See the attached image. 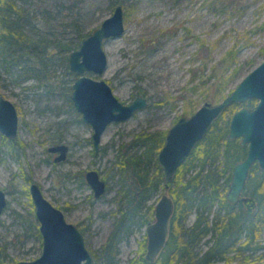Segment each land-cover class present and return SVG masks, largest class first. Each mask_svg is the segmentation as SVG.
Here are the masks:
<instances>
[{
	"label": "rangeland",
	"instance_id": "1",
	"mask_svg": "<svg viewBox=\"0 0 264 264\" xmlns=\"http://www.w3.org/2000/svg\"><path fill=\"white\" fill-rule=\"evenodd\" d=\"M16 1L33 15L28 30L35 37L50 36L48 27L52 23L56 27L70 24L56 28L55 37L60 41H76L80 34L92 32L114 9L112 0ZM120 3L124 7L125 31L106 39L108 65L104 72L86 73L106 79L124 102L142 94L148 104L127 119L108 123L97 152L91 138L93 127L66 96L68 84L74 81H70L62 58L67 52L58 56L43 78L21 73L16 67L14 72L0 70V91L16 104V137L23 142V147H11L9 138L0 131V188L6 195L0 213V247L6 264L33 258L42 250V236L37 234L39 220L29 192L31 181H37L45 196L63 209L66 219L81 228L85 244L92 254L99 255L120 215L117 207L122 204L116 154L121 149H139L130 145L136 133L158 130L166 134L178 118L189 116L205 101L214 104L222 100L264 59V0ZM229 50H234L235 55L225 60ZM234 69L235 78L224 88L219 87L224 70L230 73ZM59 142H67L69 150L64 159L55 161L58 151L48 147ZM219 162L217 158L214 164ZM89 168L97 169L106 180V189L98 197L85 178ZM164 190L160 187L147 200L152 210ZM195 215V211L189 214L186 225L195 220ZM153 219L154 210L150 220ZM146 224L133 225L118 242L116 259L110 264H129L131 258L141 254L143 245L145 257ZM209 236L201 239L200 249L209 244ZM258 237L256 241L263 246L233 250L227 258L211 264H235L247 254L252 259L260 260V255L264 258V223ZM95 261L107 264L101 256L94 255Z\"/></svg>",
	"mask_w": 264,
	"mask_h": 264
},
{
	"label": "trees",
	"instance_id": "2",
	"mask_svg": "<svg viewBox=\"0 0 264 264\" xmlns=\"http://www.w3.org/2000/svg\"><path fill=\"white\" fill-rule=\"evenodd\" d=\"M118 3L120 0H112V8ZM32 16L16 0H0V70L14 72L16 67L21 73L29 72L37 78H43L48 75L47 68L65 51L67 53L62 58L70 81H73L76 74L68 64L70 52L79 47L90 31L80 34L76 41H60L55 37L56 28L70 24L60 23L56 27L52 23L48 27L50 36L40 34L35 37L28 30ZM234 55V50H229L224 59L228 60ZM236 71L234 69L226 73L224 70L219 87L227 86L235 78ZM68 85L70 91H67L66 96L72 100V85ZM256 102L257 98L249 97L246 102L236 100L225 106L185 162L175 171L168 185L169 194L174 200V211L169 219L167 242L153 264H211L227 258L233 250L263 246L256 238L264 223V169L254 161L240 199L232 202L226 195L232 170L236 162L246 156L248 148L247 144L241 143L240 137H229V119L240 106L253 107ZM165 135L158 130H143L130 141V145L139 147L138 150L130 152L121 149L116 154L114 163L121 170L119 190L122 204L117 207L120 215L115 219L99 255L93 253L97 258L101 256L107 264L115 261L118 242L130 233L134 224L152 221V205H148L147 200L160 187H164L165 177L157 153L163 146ZM8 141L11 147H23L18 137L9 138ZM217 158H220V162L214 164ZM193 211L195 220L186 225ZM37 234L41 235L39 229ZM206 235H210L209 244L200 249L201 239ZM144 250L145 245L141 248V254L131 258L129 264H150L144 257ZM1 251L0 247V264H6ZM250 257L247 254L235 264H264L261 255L260 260Z\"/></svg>",
	"mask_w": 264,
	"mask_h": 264
},
{
	"label": "water",
	"instance_id": "3",
	"mask_svg": "<svg viewBox=\"0 0 264 264\" xmlns=\"http://www.w3.org/2000/svg\"><path fill=\"white\" fill-rule=\"evenodd\" d=\"M113 8V12L104 17L103 21L83 38L79 47L72 49L68 60L70 69L77 74L71 84L73 104L80 111L82 119L93 127L91 138L96 152L108 123L127 119L140 106L148 104L142 94L124 102L114 94L106 79L86 73L104 72L108 65L106 39L119 36L125 31L124 7L118 3ZM249 97L257 98L256 104L253 107L240 106L229 119V137L238 136L241 143L248 145L246 156L237 161L232 170L229 189L226 192L229 201L237 202L253 162L257 161L264 169V59L247 72L222 100L214 104L205 101L189 116L178 118L166 132L163 146L157 153L158 163L162 166L165 177V190L155 202L154 219L149 221L145 228V258L150 264H153L167 242L169 219L174 211V200L168 192L169 181L222 109L236 100L246 102ZM18 118L16 104L0 91V131L8 138L19 134ZM68 148L67 142L55 143L48 147L53 152L58 151L54 156L55 161L64 159ZM85 178L96 197L106 189V180L97 169L89 168ZM29 192L35 205V215L39 220L42 250L38 256L8 264H92L94 256L85 244L84 234L79 226L66 219L63 209L45 196L37 181L30 182ZM5 204V190L0 188V213Z\"/></svg>",
	"mask_w": 264,
	"mask_h": 264
},
{
	"label": "flooded vegetation",
	"instance_id": "4",
	"mask_svg": "<svg viewBox=\"0 0 264 264\" xmlns=\"http://www.w3.org/2000/svg\"><path fill=\"white\" fill-rule=\"evenodd\" d=\"M92 142H93V139H92ZM87 172V171H86ZM86 174V173H85ZM102 177V176H101ZM95 195V194H94ZM81 229V228H80Z\"/></svg>",
	"mask_w": 264,
	"mask_h": 264
}]
</instances>
